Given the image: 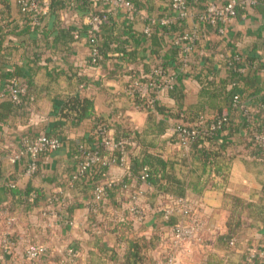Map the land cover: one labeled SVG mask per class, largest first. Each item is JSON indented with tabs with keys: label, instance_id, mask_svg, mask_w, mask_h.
Returning <instances> with one entry per match:
<instances>
[{
	"label": "crops",
	"instance_id": "crops-1",
	"mask_svg": "<svg viewBox=\"0 0 264 264\" xmlns=\"http://www.w3.org/2000/svg\"><path fill=\"white\" fill-rule=\"evenodd\" d=\"M131 1L132 11L113 0H35V10L28 12L16 0H0V87L14 81L23 88L16 108L3 107L8 99H0V263L30 264L23 251L39 242L52 260L73 248L76 264H133L132 243L140 247L136 264H162L161 255L168 249L177 264H245L249 252L261 258L255 264H264V157L249 154L238 143L245 131L223 130L219 142H236L223 152L231 158L219 156L209 167L194 149L169 142L170 127L154 133L152 122L161 114L149 117L126 93L133 73L148 76L160 70L163 77H173V87L157 91L158 103L179 110L188 123L220 108L239 124L241 108L253 109L264 94V0L240 7L222 35L216 27L196 21L208 0H187L191 11L185 17L172 10L171 0ZM92 16L98 18L96 28L108 23L118 40L109 43L101 67L87 64V38L75 32L84 31ZM132 50L135 56L127 55ZM123 52H128L126 59ZM234 54L238 60H232ZM74 69L99 77L100 86L78 83L71 76ZM74 93L92 98L94 113L105 120L109 136L122 118L139 130L151 125L142 136L143 146L131 153L160 154L169 162L166 170L189 184L184 196L158 193L141 181L135 200L116 190L104 196L101 207L93 206L94 185L128 174V162H110L97 180L87 173L72 177L78 162L75 144L94 121L88 117L74 124L52 113V106L54 99ZM47 132L58 135L60 145L40 159L34 174H23L24 163H11L9 156L22 136ZM8 179L15 183L13 194L5 186ZM135 179L130 177V186ZM29 189L40 196L24 203ZM48 193L61 203L46 207L42 196ZM66 204L79 205L70 224L58 216ZM168 210L169 221L197 217V238L174 244L164 217Z\"/></svg>",
	"mask_w": 264,
	"mask_h": 264
},
{
	"label": "trees",
	"instance_id": "trees-1",
	"mask_svg": "<svg viewBox=\"0 0 264 264\" xmlns=\"http://www.w3.org/2000/svg\"><path fill=\"white\" fill-rule=\"evenodd\" d=\"M92 14H98V12ZM75 32H77L78 35L83 34L87 38L88 45L90 44V40L92 38L95 39V47L97 49L98 55H95V60H92L93 55L90 54L89 46V55L87 56V64L91 66L101 67L104 62L106 51L109 48V43L118 41L117 38L112 34V29L109 28L108 23L104 21L99 23L96 29H91L89 24L84 31H81L80 28H77L75 29ZM177 49L178 48L173 49V53ZM129 52L131 53L127 54L128 52H123L122 58L126 59V57H124L126 54L135 56V50ZM133 61H136V58H133ZM161 67L164 68L162 65ZM71 76H74L78 83H92L94 86H100L99 77L91 78L85 73H78V69L71 71ZM134 80L141 82H151L160 86L162 84L160 73L153 71L148 76L145 74L139 75L138 73H133L126 83V93L130 97L134 107L145 111L149 117L155 113L161 114L162 117L159 120L152 122V130H154V133L158 135L162 133L165 128L170 127L172 132L169 136V142L176 143L180 146H188L189 148L194 149V151L198 153V159L203 165H209V167L213 166L218 162L219 156L227 159L231 158V155H224L223 152L228 144L236 142H219L217 137L223 130H227L231 133L236 131L238 127H241L242 130L245 131V136L243 139L239 140L238 143H241L243 148H247L246 152L249 154L264 157V147H261L259 141L255 139L256 134H264V94L255 102V107L253 109L245 108L244 110L241 108L242 118L239 124H234L230 120L229 115L222 113L220 108L216 109V112L212 116L202 115V120L198 121L196 118L194 121L188 123L185 121L184 116L179 114V110L175 109L174 107H168L158 103L156 99L158 90L155 85L153 87H149L148 89V94L150 97H152V102L147 103L145 101L146 97L139 96L136 87L133 86ZM230 94L231 93H229V96H231ZM18 101L8 99L7 101H4L5 103H3L2 106L5 108L8 107V109L16 108L19 105ZM52 113L67 117L71 119L74 124L79 123L88 117L93 119L94 122L91 130L88 131L83 137L79 138L75 144L77 153H82L83 149L79 148V145L82 144L84 148L89 149L90 151H96L99 156V160L91 165L83 175L87 173L93 178V180H97L101 174L105 173L111 159H114L116 163H119L121 156H124L126 163L128 162V174L124 175L117 181L104 183L101 185L103 187L105 196L109 197L111 192L118 190L120 191V194L127 193L128 197L131 198V195L138 191L137 187L141 182L139 175L142 169H145L147 172L145 181L149 182L153 187H155L158 190V193L170 194L173 198H177L184 196L185 191L189 189V184L186 182L183 176L178 177L166 170V166L169 165V162L161 157L160 154L148 153L145 151L142 153L141 157L132 155L131 151L133 147L143 144L142 136L148 131H151V125L146 129L139 130L134 127L131 122L125 118H122V123L115 126V131L111 136L114 141H121L122 146L118 145L108 149V147L104 145V139L109 137L106 132L107 125L105 120L94 113L92 98L81 96L80 93L69 94L59 99L56 98L53 100ZM170 118H176L178 120L168 124L167 120ZM217 122H219L217 126L210 128L212 123L217 124ZM184 127L189 129H191L190 127H193L195 129V133L193 135H185L182 133V129ZM44 134L50 137H56L61 142L58 135L50 134L49 132ZM43 156L44 155H42V157ZM129 171L132 172V174H129ZM132 175H136V179L133 186H130V177ZM5 183V186L10 189L11 193L13 194L15 191L12 189H14L15 186L11 187L10 183H14V181L8 179L5 181ZM125 184L126 186L123 187ZM95 186L97 185L95 184L94 188ZM30 191H33L35 194L33 200L36 201L39 198L40 194H38L37 191L34 189H29L23 194L25 195V200L23 199L24 203H27L26 198ZM42 197H44V195ZM91 198L93 206H98V208L101 207V199H95L93 192L91 194ZM77 206L79 205H64L62 210L59 212V214L62 216V221L71 220L72 210ZM92 215H94L93 212L90 214V216ZM167 218V221L169 222V229L178 223L176 221H169V213ZM130 248L132 250L129 252V254L132 257L133 264H136V260L140 259V247L136 243H132ZM170 251L168 249L166 253L161 255L162 264H165V257ZM62 256H64V254H62ZM246 256L247 254L244 256V262ZM253 261L260 262L262 260L260 257L254 255Z\"/></svg>",
	"mask_w": 264,
	"mask_h": 264
},
{
	"label": "built area",
	"instance_id": "built-area-1",
	"mask_svg": "<svg viewBox=\"0 0 264 264\" xmlns=\"http://www.w3.org/2000/svg\"><path fill=\"white\" fill-rule=\"evenodd\" d=\"M114 4L122 6L127 11L133 10V4L131 0H113ZM254 2L253 0H208L203 9L196 13V21H202L204 23L210 24L216 27V31L218 34L222 35L225 31L227 23L233 19L237 13L238 9L248 5L249 3ZM19 8L22 11L32 12L35 10L36 3L35 0H16ZM170 6L172 10L179 16L185 17L188 13H190L191 9L187 0H171ZM98 18L96 16H92L90 18V26L91 29H96V22ZM148 31V29H146ZM90 54L93 55L92 60H95V55H98L97 49L95 47V39L90 40ZM100 57V56H98ZM239 55L234 54L232 60H238ZM160 73V77L162 80V84L155 85L151 82H141L138 80L133 81V86L136 87V90L139 96L146 97V102L151 103L152 97L148 94L149 87H155L157 90H161L163 88H172L173 87V77L169 74L167 77H163L162 71L157 70ZM23 92V88L18 85L14 81L5 82L0 87V99H11L13 101L19 100V95ZM234 102H237L238 96H233ZM264 107V104H263ZM245 110V109H244ZM203 116L199 115L197 117L198 121L202 120ZM212 123L210 128H214L218 125ZM183 128L182 133L185 135H193L195 133V129L193 127ZM102 132V130H101ZM255 139L259 141L261 147H264V134H256ZM60 145V141L56 137H50L45 135L44 133H38L34 136L24 135L18 141V147L15 151L9 156V161L11 163L15 162H23L24 169L23 174L25 175H32L37 171L38 164L42 155H45L52 149H55ZM104 145L107 147H115V146H122L121 141H114V139L109 136L108 138L104 139ZM79 148H82V153H78V162L76 166V171L72 175L73 178H77L84 174V172L90 168L95 162L99 160V156L96 151H90L89 149L84 148L82 144L79 145ZM125 159L124 156H121L119 163H124ZM109 162H115L114 159H111ZM147 177V172L145 169L140 171L139 179L141 181H145ZM10 186H15V183H10ZM126 184L123 186L125 187ZM94 197L95 199H101V202L105 196L103 187L101 185H97L94 188ZM138 195V191L131 195L132 200H135ZM35 197L33 191H30L27 195V199L32 201ZM57 195L53 194H46L43 197V203L46 207L50 209L52 204L59 205L61 202H58ZM62 206V205H61ZM62 208L60 209V211ZM93 210L94 207H93ZM133 210H137L136 207H133ZM55 213V212H54ZM169 210L165 212L164 217H168ZM62 217L60 214L58 215ZM64 223L70 224L71 220H64ZM201 223L199 219L195 216L191 217L186 222H178L170 228L171 234L173 236V243L177 244L180 240L183 239H195L197 238L198 231L200 230ZM229 243H232L230 241ZM73 256H75V251L73 248L69 247L66 249L64 256L57 257L56 259L52 260L49 258V251L42 243H31L27 247H25L23 251V257L30 263V264H76L74 261ZM254 254L249 252L245 258V264H255L253 261ZM264 259V255H262ZM2 264V263H0ZM165 264H177L175 259L174 252H169L165 257Z\"/></svg>",
	"mask_w": 264,
	"mask_h": 264
}]
</instances>
